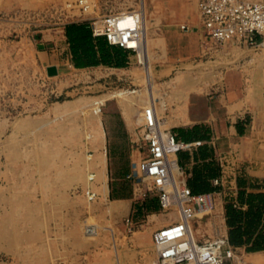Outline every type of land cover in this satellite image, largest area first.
<instances>
[{
	"label": "rangeland",
	"instance_id": "obj_1",
	"mask_svg": "<svg viewBox=\"0 0 264 264\" xmlns=\"http://www.w3.org/2000/svg\"><path fill=\"white\" fill-rule=\"evenodd\" d=\"M90 2L83 12L78 0H0V264H154L155 226L172 212L138 173L134 116L154 99L171 128L191 97L215 96L236 72L247 93L251 83L264 93V56L251 65L245 56L263 54L264 39L206 46L198 0ZM143 8L147 64L137 56L119 70L65 62L49 75L43 44L53 33ZM205 223L198 233L215 237L219 216ZM263 259L236 250L234 264Z\"/></svg>",
	"mask_w": 264,
	"mask_h": 264
},
{
	"label": "crops",
	"instance_id": "obj_2",
	"mask_svg": "<svg viewBox=\"0 0 264 264\" xmlns=\"http://www.w3.org/2000/svg\"><path fill=\"white\" fill-rule=\"evenodd\" d=\"M53 34L52 39L43 44L44 58L50 67L67 62L73 66L79 64L77 69L80 70L101 66L119 70L136 57L130 51L110 45L105 37L95 36L90 23H70ZM262 39L257 36L256 44ZM234 45L237 44H229L232 50ZM260 47H264V42ZM245 56L250 58L251 65L264 53L249 51ZM114 63H119L120 67H110ZM236 73L226 89L215 96L191 97L182 112L174 114L171 130L178 141L191 145L177 154L187 186L194 194H220L227 236L231 230L235 240L241 242L231 246L257 255L264 254V93L258 94L253 83L247 93L242 74ZM161 105L166 106V103ZM143 111L144 108L134 116L137 126L142 124ZM103 144L104 134L99 149ZM101 155L105 158V154ZM230 160L234 162L232 168L228 167ZM225 163H228L226 167ZM223 174L222 184L215 186L214 181L223 178ZM227 204H231L237 214L232 229L226 221ZM169 216L170 220L155 228L158 230L178 220L176 214ZM250 248L255 251H249Z\"/></svg>",
	"mask_w": 264,
	"mask_h": 264
},
{
	"label": "built area",
	"instance_id": "obj_3",
	"mask_svg": "<svg viewBox=\"0 0 264 264\" xmlns=\"http://www.w3.org/2000/svg\"><path fill=\"white\" fill-rule=\"evenodd\" d=\"M90 1L78 0L83 12L90 11ZM198 8L206 46L237 42L255 45L257 36L264 39V0H198ZM134 17L137 23L127 27L121 26L125 19L122 13L106 15L101 21L91 24L93 33L97 37H105L110 45L138 57L142 48V21L139 14ZM167 125V119L159 116L156 106L149 105L144 110L136 142L141 156L138 173L152 181L161 210L178 214V220L154 232L153 263L234 264L236 250L231 246L225 230L220 194H194L187 186L177 163V154L191 145L178 141ZM172 155L176 156L180 172L177 179L170 171ZM223 180L224 174L223 178L214 181V185L220 186ZM217 216L221 220V228L215 237L204 239L196 225L200 227L206 221L208 225Z\"/></svg>",
	"mask_w": 264,
	"mask_h": 264
},
{
	"label": "bare ground",
	"instance_id": "obj_4",
	"mask_svg": "<svg viewBox=\"0 0 264 264\" xmlns=\"http://www.w3.org/2000/svg\"><path fill=\"white\" fill-rule=\"evenodd\" d=\"M137 14H139L140 19L142 21V33H143V36H142V48H141L139 56H138V63L139 64H147L148 44L149 43L147 44V40H148V24H147V17H146L145 9L143 8V9H141V11H135V12H131V13H123V15H125V19L122 21L121 26H127V27L133 26L135 23H137L136 18L134 17V15H137ZM147 68H148V66H147ZM147 83H148L147 84L148 90L150 92L151 89H152V86H153L150 75H148ZM151 98H152V96H151ZM118 102H119V100H118ZM152 104L156 106L157 113H158V109L160 108V106H157V104L155 102H152L150 105H152ZM161 107L164 110L166 108L164 105H161ZM143 114H144V111H143ZM142 123H143V115H142ZM167 127H168V125H167ZM101 161L103 162V160H100V162ZM170 171H171V175L175 179L180 177V172L178 171V167H177V164H176V156H174V155H172L170 157ZM171 214H176V213L172 212ZM176 216L178 217V214H176ZM86 232H87L88 236H94V234L92 233V231L90 229L87 228ZM263 261H264V259H263Z\"/></svg>",
	"mask_w": 264,
	"mask_h": 264
},
{
	"label": "trees",
	"instance_id": "obj_5",
	"mask_svg": "<svg viewBox=\"0 0 264 264\" xmlns=\"http://www.w3.org/2000/svg\"><path fill=\"white\" fill-rule=\"evenodd\" d=\"M68 27V26H67ZM76 68H80L79 64L75 63ZM110 67H115V68H119L120 64L119 63H114L113 66ZM226 210V221H227V225L230 229L233 228V224H234V220L237 216V214L235 213V209L233 208V206L231 204H227L225 207ZM250 227H253V225H251ZM228 239L231 245H237L240 244L241 242H238L235 240L234 236H233V232L230 230L228 233ZM249 251H255V248H250L248 249Z\"/></svg>",
	"mask_w": 264,
	"mask_h": 264
},
{
	"label": "water",
	"instance_id": "obj_6",
	"mask_svg": "<svg viewBox=\"0 0 264 264\" xmlns=\"http://www.w3.org/2000/svg\"><path fill=\"white\" fill-rule=\"evenodd\" d=\"M49 75L50 76H53L57 73L56 69L53 67V68H50L49 71H48Z\"/></svg>",
	"mask_w": 264,
	"mask_h": 264
}]
</instances>
